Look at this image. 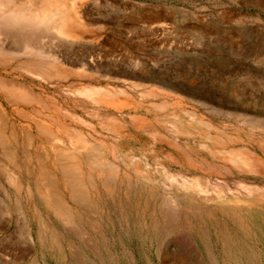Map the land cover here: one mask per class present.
<instances>
[{
	"label": "rangeland",
	"instance_id": "1",
	"mask_svg": "<svg viewBox=\"0 0 264 264\" xmlns=\"http://www.w3.org/2000/svg\"><path fill=\"white\" fill-rule=\"evenodd\" d=\"M9 1L0 19L21 12L49 31L16 44L0 27V264H223L215 229L195 234L183 213H264V0ZM60 12L74 24L61 26ZM24 152L59 177L57 162L80 166L100 198L103 216L84 215L94 228L75 236L30 178L18 185L13 155ZM129 193L170 233L153 237L151 218L126 208ZM227 226L241 263L264 264V223L250 233ZM39 230L62 235L61 248Z\"/></svg>",
	"mask_w": 264,
	"mask_h": 264
},
{
	"label": "bare ground",
	"instance_id": "2",
	"mask_svg": "<svg viewBox=\"0 0 264 264\" xmlns=\"http://www.w3.org/2000/svg\"><path fill=\"white\" fill-rule=\"evenodd\" d=\"M10 4H11V2L9 0H0V5H2L4 7L10 6ZM71 5H72V3H71ZM62 7H64V6H62ZM54 12H57L58 13V11H54ZM17 13H18V11H17ZM20 13H19V16H18V14L17 15H12L13 14V12H12L11 15L14 16V17L8 16V17H3L2 19H0V27L5 28V31L7 33L6 36L8 38H12V40L13 39H18V41L13 40V42L14 41H15V43L16 42L17 43H20V42L23 43V41H25V42L26 41L27 42L28 41H30V42H33V41L36 42L37 40L35 41V38H36L37 34L36 33H33L34 30H36V32H37V28H40V30L42 29V31H43V28H44V31H46V32L49 31L47 28H45L48 25L43 26L44 24L41 23L42 24L41 26L43 28L42 27H38V26H40L39 25L40 24V21L39 20H36V21L39 22L38 25H37V22L36 21L34 22V20L32 21L30 19H23V17L20 16ZM8 14H10V13L8 12ZM34 14H36V13H34ZM51 14H52V12H51ZM51 14H49V15H51ZM44 15H46V14H44ZM49 15H47L48 16V20H46V21H49V17H50ZM54 16H56V15H54ZM54 16H52V17L54 18ZM53 18H51L50 21L48 23L47 22L46 23L47 24H49V23L51 24V22H53V21H51ZM58 19H59V21L62 24V25L61 24L60 25L63 26V27L64 26H67L69 24V22H70L68 16H66L65 14H62V13H61V16L60 17H57L56 20L58 21ZM60 22H58V23H60ZM71 22H73V24H74L75 20L74 21L72 20ZM54 27H57V26H54ZM65 29H67V28H65ZM68 33L69 32H67V34ZM38 38H36V39H38ZM238 114H240V113H238ZM234 115H236V114H234ZM242 115H244V114H242ZM242 115L240 116L241 118H242ZM245 115H247V113ZM252 120L253 119H251V120L248 119V121L245 120V122H248L249 124H252V122H253ZM254 121H256V119H254ZM2 138L3 137L0 134V143H3V139L4 138L3 139ZM3 144H5V143H3ZM12 147L13 146H11L10 148H12ZM5 148L7 149V147H5ZM10 148H8V150H10ZM8 150L6 152H8ZM11 150L13 151V149H11ZM11 150H10V152H11ZM14 151H15V149H14ZM16 152H17V150H16ZM14 153L15 152H12L11 154H14ZM13 156H15V158L13 157L15 159L14 164H16V166H17V168L15 170H17L20 173L21 178H22L21 179L19 177L20 181H19V184L18 185H21L24 182V180L26 181V180H29V178H30L32 181H30V180L29 181H30V183H32L31 184L32 187L34 189H36V191H37V197L39 198V200L41 201V203L44 204L45 207L53 209V213H55V215H57V218L58 219H61V220L65 221L66 224L71 225V227L73 228V232H74L75 236L78 237L82 233L81 231H83L84 226L85 227L87 226V228L94 226V223L93 222H87V221H85V218L86 217L84 215H86V214L89 215V211H91L92 213H97V214H99V216H103L102 211H101V208H100V205H98L99 202H97L99 196L97 197L96 196L97 194H95L94 192L91 193L90 191H87L86 190V187H85V184L84 185L82 184V183H84L83 180H82V172L83 171H81L80 166H76V165L68 166L66 163L65 164L64 163H61L62 160H61V162H57L55 164V166L58 168L57 169L58 172L63 173V176L62 177L61 176L59 177V175H56L54 173L51 174L50 172H48V167H49L48 164L47 163H45L47 165L42 164L41 163L42 160L40 158L37 159V162H36L38 165H35L34 164V167L37 166V168L34 170V169H32V168H34L33 167V161H32V158H30L29 154H27L26 152H24V155H23L24 157L22 156V158H21V156L19 158L18 156H16V154L13 155ZM16 157H17V159H16ZM237 158H240V157H237ZM92 159H93V157H92ZM230 160H232V159H230ZM239 168H241V167H239ZM6 174H7V172H6ZM10 175H11V173H10ZM13 177H15V176H13ZM46 180H48V181H46ZM167 182H169V181H167ZM24 183H26V182H24ZM27 184H29V183H27ZM188 185L185 184V187L187 186V188H188ZM199 186H200V184H199ZM46 187L47 188L52 187V189L54 188V189H56V191L53 190V191H47L46 192L45 191V188ZM58 187H61V188L64 187V189L67 190L66 192L68 193V195H69L72 203L75 205V208L78 207V208H80V210L82 209L81 211L83 212V214H81V212H78V208H77V211L74 212V211H71L72 209L74 210V208H69L70 206H66L65 205L64 195L61 192L62 189H59ZM180 187H182V186H180ZM185 187H183V188H185ZM194 187H197V185L194 186ZM194 187H192V188H194ZM192 188L190 189L191 192L189 190L184 189V190L190 192V194H192V197H193L194 194H196V192H199L200 190L203 189L202 187L197 188V189L196 188L195 189H192ZM198 189H200V190L198 191ZM56 194H58V195L55 196ZM111 194H114V192H111ZM99 195L101 196V194H99ZM196 195L198 196V194H196ZM58 196H60V197H58ZM248 196H250V195H248ZM112 197L114 198V196H111V198ZM198 198H200V197H198ZM202 198H204V197H202ZM202 198H200V200ZM206 198H208V197H205L204 199H206ZM220 198H222V197H220ZM204 199H202V200H204ZM229 199H230V196H229ZM207 200L209 201V199H207ZM225 201H229V200H225ZM187 207L189 209V205ZM192 207H194V206H192ZM126 208L129 209L130 211H131V209L132 210H135V213H136V215L138 217L144 218V217L147 216V218H149V217L151 218V221H149V222H151V225L153 227V231H152L153 234H152V236L154 235L155 238L161 237V235H163V234L170 233V231L173 228L172 225H171V223H168L165 220H161L163 218H161V219L160 218H157V215L155 216L154 213L152 214V212H151V209L152 208L150 209L149 202H145L143 200H140L137 197H133L130 193H129L128 198H127ZM126 208L125 209L121 208L119 210V214H120V217H121V221H126V215H127L125 213ZM20 210H21V207H20ZM194 210L196 211V216L194 215L193 217L191 215L187 214V213H183V215H184L183 216L184 217L183 220L185 221V223H186L187 227L189 228V230L191 232L197 234V233H200L202 230L203 231L204 230H207V228H209V229H215V233H216V237H217L216 239H219V241H220V243H222L223 249H224V256L225 257L222 255L224 257L223 258L224 260L222 261L223 264H242L244 261L242 262L241 256H244L245 253L243 252L242 249H240L239 251L237 250L238 251L237 253L233 251L234 249L232 250V246L234 245V240H233V237L230 235V232L228 230L229 227L227 226V223H234L238 227V229L240 231H243L245 233H250L253 229L255 230V228H257L258 226H260V221L264 223V213L263 212H260V211H254V210H251V209L250 210L249 209L247 210V209H238V208H236V209H234V208H232V209L231 208H224V209H219V210H213L211 208H203V209H201V208L194 207ZM152 211H153V209H152ZM157 212L159 213V211H157ZM76 214H78V215H76ZM219 215L224 216V218L227 219L228 222L226 221V223H224L222 225V223L220 222V219H219L221 217H219ZM152 219L154 221H152ZM141 222H143V221H141ZM149 222H148V224H150ZM136 223L139 224V222H136ZM39 224L40 225H43L44 222L41 223V221H40ZM137 228L139 230L140 229H143L142 225H138ZM148 228H150V227L148 226ZM3 230L6 231V226H4V225H3ZM86 232H87V230H86ZM86 232H84V233H86ZM209 233L210 232H208V234ZM36 234H37V237L36 238L39 241H42L44 244L51 243L55 247H60L61 246L60 244H61L62 241L60 240V236H62V235H60L59 233H58L59 234V236H58V234H56L54 232L53 233L51 232L50 237H47V236H45L46 234L43 236V233L39 230V232L36 233ZM71 234H72V232H71ZM63 237H65V236H63ZM63 241H64V238H63ZM235 245H238V243L237 244L235 243ZM64 252H66V251L64 250ZM64 252L63 253H59V255H58L59 260H61V259H63V258L66 257V253H64ZM78 254H79V252H78ZM67 256H69V255L67 254ZM247 257H248V254H247ZM216 259H217V260H215L216 264H222L219 261L218 258H216ZM255 261H256V258H255ZM250 264H254V262L253 263L251 262ZM255 264H256V262H255Z\"/></svg>",
	"mask_w": 264,
	"mask_h": 264
}]
</instances>
